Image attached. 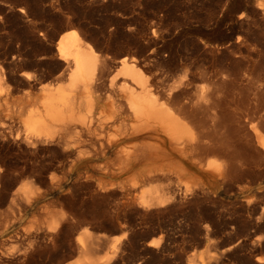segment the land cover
<instances>
[{
    "label": "bare ground",
    "instance_id": "obj_1",
    "mask_svg": "<svg viewBox=\"0 0 264 264\" xmlns=\"http://www.w3.org/2000/svg\"><path fill=\"white\" fill-rule=\"evenodd\" d=\"M118 9L130 14L126 24L145 44L129 32L125 47L110 56L68 26L56 41L66 79L58 74L55 83L18 104L7 97L12 85L0 67L6 116L0 130L19 118L29 145L61 146L65 158L48 166L49 187L72 190L63 195L70 199L87 185L90 194L113 200L118 218L136 212L145 219L190 196L197 205L201 199L222 202L230 214L226 226L237 220L236 203L247 218L264 222V23L250 21L245 11L235 20L225 4L181 7L169 22L152 11L145 25L136 15L147 9ZM30 25L37 27L32 20ZM17 170L35 171L24 164ZM18 190L27 200L46 196L33 181ZM70 217L61 205L45 218L47 231L38 237L52 236ZM162 238L148 245L159 246ZM94 240L85 227L74 264H108L120 248L116 237L97 256ZM213 256L188 264H207Z\"/></svg>",
    "mask_w": 264,
    "mask_h": 264
},
{
    "label": "rangeland",
    "instance_id": "obj_2",
    "mask_svg": "<svg viewBox=\"0 0 264 264\" xmlns=\"http://www.w3.org/2000/svg\"><path fill=\"white\" fill-rule=\"evenodd\" d=\"M223 4L233 9L235 20L245 11L250 21L264 23V0H0V67L12 85L7 97L18 104L20 98L24 101L38 95L45 83H55L58 74L66 79L69 70L58 60L56 41L68 26L99 52L112 56L125 47L129 32L142 44L147 42L126 24L130 14L118 8L147 9L145 15H136L145 25L152 11L157 10V17L169 22L171 14H180L178 8ZM2 108L0 117H6ZM24 138L19 118H14L12 128L0 130V264H74L80 255L78 238L85 227L98 238L91 242L97 256L104 254L112 239L120 237V248L108 264H188L191 258L208 254L214 256L207 264H264V222L247 218L240 203L234 206L237 220L229 226L224 219L230 214L222 202L201 199L197 205L190 196L176 203L175 209L162 207L145 219L136 212L118 218L112 210L113 200L90 194L87 185L70 199L63 195L72 190L53 192L48 166L65 158L61 146L38 142L35 148ZM23 164L35 171L21 175L17 166ZM26 181H33L46 196L27 200L18 190ZM61 205L71 213L70 219L52 236L39 238L37 234L47 231L45 218ZM120 223L127 226L125 234L116 230ZM160 237L159 246L148 245Z\"/></svg>",
    "mask_w": 264,
    "mask_h": 264
}]
</instances>
